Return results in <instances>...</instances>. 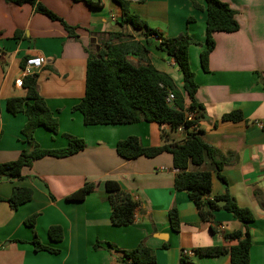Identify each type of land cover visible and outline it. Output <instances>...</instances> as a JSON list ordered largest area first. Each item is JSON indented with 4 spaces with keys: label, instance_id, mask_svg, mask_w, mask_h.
<instances>
[{
    "label": "crops",
    "instance_id": "obj_1",
    "mask_svg": "<svg viewBox=\"0 0 264 264\" xmlns=\"http://www.w3.org/2000/svg\"><path fill=\"white\" fill-rule=\"evenodd\" d=\"M86 1L101 6L92 8ZM128 1L131 13L162 40L186 34L198 42L189 48L198 85L195 100L203 107L197 128L220 156H233L221 173L227 184L213 172L209 197L230 193L240 207L254 213L255 221L247 226L252 237L249 264H264V0H220L236 12L240 29L213 34L215 48L207 68L201 60L208 46L205 0ZM43 8L56 17L42 13ZM122 18L113 0H0V164L18 160L27 147V116L12 114L7 101L26 95L17 82L26 61L38 56L46 60L36 73L39 93L58 120L59 133L39 127L35 140L46 150L67 147L65 135L85 141L76 155L35 160L21 178H0V264H130L123 261V252L142 243L156 264H181L184 251L192 252L187 258L194 264H231L229 254L203 257L195 250L235 246L226 235L245 227L225 211L217 212L211 223L202 222L188 193L175 189L179 170L171 154L131 160L117 154L118 142L132 136L144 147L162 146L166 139L183 143L181 131L147 122L87 126L75 110L85 96L89 56L107 45L131 42L147 48L150 63L170 76L183 93L185 108L190 106L174 59L157 48L160 41L146 29H135ZM128 59L136 66L144 63L134 54ZM232 112H239L242 120H222ZM107 181L117 182L138 203L132 224H112ZM89 183L95 187L84 200H67ZM17 187L31 189L33 198L14 210L7 200ZM173 208L180 218L178 232L169 219ZM34 215L36 223L30 227L26 220ZM51 227L62 228L61 242L51 241ZM34 236L59 253L37 251Z\"/></svg>",
    "mask_w": 264,
    "mask_h": 264
},
{
    "label": "trees",
    "instance_id": "obj_2",
    "mask_svg": "<svg viewBox=\"0 0 264 264\" xmlns=\"http://www.w3.org/2000/svg\"><path fill=\"white\" fill-rule=\"evenodd\" d=\"M18 3L36 0H15ZM122 11L125 24L135 29H146L147 35L157 36L160 42L157 48L168 57L174 59L183 77V89L190 100V106L185 108V98L181 90L175 85L169 75L158 71L148 59V50L138 42L113 46L107 45L105 50L97 55H90L87 64L86 92L81 103L75 107L84 117L87 126L123 125L140 122L156 123L160 126L168 125L172 131L183 129V143H166L159 147H144L139 138L132 136L117 144V154L131 160L139 157L155 158L163 153L173 157V166L179 170L175 178V189L187 192L195 204L202 222L211 223L219 211L232 214L243 224L245 230L234 231L226 238L236 241L230 248L210 247L199 248L195 253L203 257H220L229 254L231 264H249L252 237L247 226L255 221L254 213L248 208H242L230 194L210 198L212 192V176L216 172L219 179L227 184L221 174L223 168L231 165L233 156L222 157L218 151L201 138V131L197 128L203 107L195 100L198 90L196 76L189 60V48L198 42L186 34L167 40H162L156 30L150 29L145 21L131 13L128 0H113ZM92 8H100L99 3L86 1ZM207 11V49L202 53L203 66L207 68L210 53L215 48L213 34L215 32L234 33L240 29L236 19V12L220 0H205ZM195 7L200 8L195 4ZM41 12L55 18L48 9ZM134 54L140 57L143 65L136 66L128 56ZM26 95L15 97L7 101V109L14 115L24 113L27 124L23 134L27 147L16 161L0 164V178H21L25 167H31L35 160L45 157L66 158L78 154L85 148V141L80 138L65 135L68 146L57 150H46L35 140V132L39 127H45L53 134L59 133V123L41 97L37 84V75L27 76L22 84ZM169 92L174 93L175 100L168 102ZM189 113H196L194 120H188ZM223 121L239 122L242 115L232 112L222 117ZM194 170H190V167ZM95 185L89 183L76 193L70 195L69 201H82ZM106 190L110 193L112 206L111 222L114 226H128L133 223L138 203L120 187L115 181L105 182ZM191 191V192H188ZM33 191L26 188H15L12 196L7 200L10 206L17 210L21 205L30 202ZM37 215L26 220V224L33 227ZM171 227L175 232L180 230L178 211L173 208L169 212ZM214 231V228L212 227ZM49 237L52 242L59 243L64 234L60 227H51ZM33 245L37 251H47L58 254L59 250L43 245L34 236ZM95 247H99L98 245ZM124 262L130 264H156V257L143 243L132 251L123 252ZM181 264H194L186 256H182Z\"/></svg>",
    "mask_w": 264,
    "mask_h": 264
},
{
    "label": "built area",
    "instance_id": "obj_3",
    "mask_svg": "<svg viewBox=\"0 0 264 264\" xmlns=\"http://www.w3.org/2000/svg\"><path fill=\"white\" fill-rule=\"evenodd\" d=\"M154 39L156 40H159L160 41V38L155 36ZM3 57V54L0 52V58ZM46 63V60L44 57L42 56H38V57H35V58H31V59H28L25 63V68L23 70V74H22V77L18 80V84L19 85H22L23 83V80L25 77L27 76H31V75H35L39 70H41L43 68V66L45 65ZM175 100V95L174 93L172 92H169V95H168V98H167V101L168 102H173ZM196 117V113H189L188 114V120H194V118ZM262 126V125H261ZM179 131H183V129H179ZM223 227H221L220 229H222ZM192 252H186L184 251L183 252V256H188L190 255Z\"/></svg>",
    "mask_w": 264,
    "mask_h": 264
},
{
    "label": "water",
    "instance_id": "obj_4",
    "mask_svg": "<svg viewBox=\"0 0 264 264\" xmlns=\"http://www.w3.org/2000/svg\"><path fill=\"white\" fill-rule=\"evenodd\" d=\"M4 179H6V177H4ZM188 192H191V191H188Z\"/></svg>",
    "mask_w": 264,
    "mask_h": 264
}]
</instances>
